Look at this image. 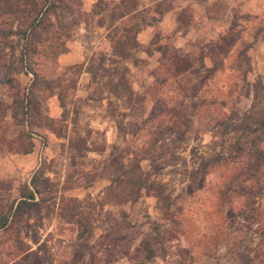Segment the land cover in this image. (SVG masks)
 Returning a JSON list of instances; mask_svg holds the SVG:
<instances>
[{"label":"rangeland","instance_id":"obj_1","mask_svg":"<svg viewBox=\"0 0 264 264\" xmlns=\"http://www.w3.org/2000/svg\"><path fill=\"white\" fill-rule=\"evenodd\" d=\"M251 1L201 0L204 13L185 6L173 30L155 32L145 50L132 52L134 62L112 63L109 37L137 26L143 30L172 0H135V13H128L131 0L87 12L83 0H70L71 14L57 7L48 15L52 26L46 24L47 33L36 31L31 68L52 82L48 90L35 89L40 115L53 119V127L38 119H32L38 126L17 125L22 120L9 112L0 122L5 141L29 131L33 143L29 156L0 153L2 202L17 199L19 187L39 169L40 219L31 220L26 231L0 233V264L29 249L45 250L47 264H138L148 256L143 246L136 249L144 240L153 253L144 264H264V165L249 179L250 159L235 147L253 141L264 149V140L246 129L255 127L252 122L264 110V0H255L254 17L243 6ZM121 13L127 15L120 19ZM5 20L0 18V27H8ZM97 26L104 28L102 35ZM13 42L19 49L21 40ZM49 43L72 53L45 58ZM160 45L188 69L178 72L164 61L155 51ZM99 66L125 67L139 100L129 105L127 96L116 97L110 83L119 75ZM32 78L16 76L22 86ZM15 91V83L1 81L0 101L9 103ZM215 156L223 159L208 166L207 174L199 172L193 184V173ZM115 165L126 170L138 165L144 177L163 185L167 212L153 190L132 203L123 184L108 191ZM200 181L189 193V185Z\"/></svg>","mask_w":264,"mask_h":264},{"label":"trees","instance_id":"obj_2","mask_svg":"<svg viewBox=\"0 0 264 264\" xmlns=\"http://www.w3.org/2000/svg\"><path fill=\"white\" fill-rule=\"evenodd\" d=\"M66 1L63 3V0H0V18L6 19L5 21L9 24L7 28L0 27V82L9 81L15 83L16 91L13 95H8L9 103H3L0 101V122L3 118L7 117V112L13 120H17L18 117L22 121L17 123V125H25L27 128L31 126H38L39 123H34L32 119H38L49 129L53 127V119L48 117H41L40 115V106L37 99L36 87L43 86L45 89H50L52 87V82L48 79H44L42 76L38 75L31 68V58L37 52L36 44L38 42V32L47 33L48 27L52 26V23L46 21L48 15L54 14V10L57 7L61 10H65L72 13L71 6ZM133 3L132 9L128 13H135L136 2L131 0ZM74 3V2H72ZM124 3V0H120L121 5ZM100 7V8H99ZM109 5L98 1L93 7L94 9H99L98 11H103L108 9ZM94 12V11H92ZM126 13H121L118 18L122 19L125 17ZM183 12L178 16V20L182 18ZM58 18V17H57ZM4 21V20H3ZM17 23L16 25H14ZM140 32V27L137 26L134 32L131 29L125 30V35L117 38H110L112 45V54L111 62L118 63L119 61H129L134 62V57L131 55L134 51H143L146 47H142L136 41V35ZM69 37V35H66ZM13 38L21 40L20 48L15 49V44ZM53 40H59V35L54 33L52 35ZM47 54L45 58L55 60L59 55L65 52V47H61L58 50H55L53 45L49 43ZM161 54L163 60L169 61V65H176L175 69L179 72L181 69H188L187 62L182 60V66L177 65L176 61L179 60L175 53H172L170 56L167 54V47L160 45L155 50ZM15 52H18V56L15 59ZM167 56V57H166ZM181 61V60H180ZM184 61V62H183ZM100 67V66H99ZM103 69V67H100ZM106 73L115 72L113 74H118L119 78L115 83H110L111 88L116 97H126L128 104L130 105L133 102L139 100L137 93L133 92L131 87L127 84V80L124 77L125 67L114 68V69H103ZM32 74L33 78L28 86L21 85L16 76L20 74ZM92 76L91 71H87ZM94 75V74H93ZM94 78V76H93ZM55 95V94H53ZM51 95V96H53ZM61 107L62 99L60 95H56ZM256 99V95H255ZM260 117L252 122L255 127L247 126L246 129L251 134H256L257 141L262 142L264 140V110L259 112ZM237 151H246L247 156L250 161L247 162L246 166V175L249 179L255 177L253 170H260L264 165V149H261L257 143L251 141L247 146H242L239 142L235 144ZM33 143L31 141V136L29 131L20 133L17 141H5L3 139V134L0 133V153L1 152H13L16 154L27 155L32 152ZM223 157L215 156L211 157L201 163V169L193 173V184L198 178V173L207 174L208 166L217 164ZM115 172L117 176L114 179H111V186L108 188V191H111L112 187L116 184L117 186L123 184L126 188H129L130 191L127 194V202H136L140 197L142 191H154V197L157 199L158 203L161 204L162 210L165 209V212L169 209V197L164 195V186L161 184H156L154 181H149L146 177L143 176L140 172L138 165L135 168L131 167L128 170L125 169L123 165H115ZM203 169V170H202ZM201 173V174H202ZM40 170L37 169L28 184H23L18 189V198L12 200L9 203L2 202L0 196V233H6L12 229L28 230L33 223H30L31 220L36 221L40 219V211L42 208V198L38 197L41 195L40 191ZM203 179V178H202ZM258 182V181H257ZM5 181H0V189L5 184ZM201 186V181L193 185H189V193ZM264 188V187H263ZM36 244L35 240H32ZM143 246L144 250L148 252V256L143 259L138 260V264H144V262L150 261L153 253L149 249L150 244L147 241H141L136 249H139ZM30 250V249H29ZM24 251L22 257L18 260L13 261L8 264H47L48 258L46 257L45 250H42V253L38 251ZM128 257V253L124 255Z\"/></svg>","mask_w":264,"mask_h":264},{"label":"crops","instance_id":"obj_3","mask_svg":"<svg viewBox=\"0 0 264 264\" xmlns=\"http://www.w3.org/2000/svg\"><path fill=\"white\" fill-rule=\"evenodd\" d=\"M99 0H83V5L86 8L85 11H91L92 7L96 3H98ZM106 4L109 6H114L120 3V0H103ZM141 2H146L148 3L149 1L151 3H156L157 1L161 0H140ZM201 0H172L170 7L167 10L160 11L155 13L156 17L153 18L151 17V23L146 26L143 30H141L138 33V40L139 44L142 47H146L149 41L151 40L152 34L155 32L161 31V32H167L169 30H173L175 25L178 23V16L184 10L185 6L190 5L192 8H198V11L201 10L204 13L205 6L202 5L203 3L200 2ZM204 4H206L204 2ZM249 3H245L243 6L247 8L246 12H250L252 16L254 17L257 11L258 2L254 0V3L251 1L250 5ZM249 6L251 8H249ZM86 11V12H87ZM205 19H206V15ZM97 32L96 34L102 35L104 32V28L102 26H97L96 28ZM82 31V30H81ZM95 33V32H94ZM264 35V29L261 32V36ZM71 50H67L63 56L68 58L69 55H71ZM33 153L31 152L29 155H32Z\"/></svg>","mask_w":264,"mask_h":264}]
</instances>
